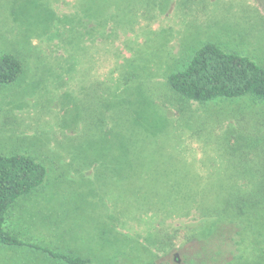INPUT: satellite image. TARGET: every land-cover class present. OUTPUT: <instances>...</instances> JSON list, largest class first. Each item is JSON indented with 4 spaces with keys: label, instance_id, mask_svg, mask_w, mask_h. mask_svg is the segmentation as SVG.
I'll return each mask as SVG.
<instances>
[{
    "label": "rangeland",
    "instance_id": "1",
    "mask_svg": "<svg viewBox=\"0 0 264 264\" xmlns=\"http://www.w3.org/2000/svg\"><path fill=\"white\" fill-rule=\"evenodd\" d=\"M208 42L264 67V0H0V54L22 66L0 85V153L46 169L5 229L90 264H145L203 197L225 211L209 264H264V103L187 101L167 82ZM0 264L63 263L0 245Z\"/></svg>",
    "mask_w": 264,
    "mask_h": 264
},
{
    "label": "trees",
    "instance_id": "2",
    "mask_svg": "<svg viewBox=\"0 0 264 264\" xmlns=\"http://www.w3.org/2000/svg\"><path fill=\"white\" fill-rule=\"evenodd\" d=\"M218 45L214 42L204 43L194 51L183 70L170 74L167 82L171 91L180 98L197 103L245 96L264 103V67L246 56L227 52ZM21 71L22 66L16 56L0 54V85L15 82ZM45 177V167L31 157L20 154L5 156L0 153V245L30 247L62 261L63 264H90L92 259L88 257L50 253L40 246L25 243L5 229L10 208L20 197L40 187ZM188 203L190 204L179 215L192 217L190 223L166 232L163 241L155 248L162 255L154 254L153 259L149 260L151 255L148 253L145 264H209L210 241L221 223L211 218L213 213L218 215L217 213L225 211H220L219 207L214 210L208 199L203 197L198 200L195 197L192 203ZM237 212L241 213L242 210H236ZM137 245L133 246L132 253L141 248L145 251L150 249L142 244ZM130 258L126 257L124 264H134ZM108 264L112 263L109 261Z\"/></svg>",
    "mask_w": 264,
    "mask_h": 264
}]
</instances>
